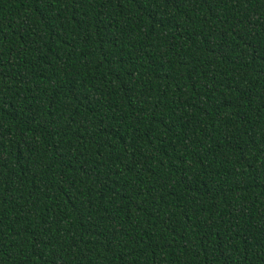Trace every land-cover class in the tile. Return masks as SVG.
Returning <instances> with one entry per match:
<instances>
[{
  "label": "trees",
  "instance_id": "1",
  "mask_svg": "<svg viewBox=\"0 0 264 264\" xmlns=\"http://www.w3.org/2000/svg\"><path fill=\"white\" fill-rule=\"evenodd\" d=\"M0 264H264V0H0Z\"/></svg>",
  "mask_w": 264,
  "mask_h": 264
}]
</instances>
